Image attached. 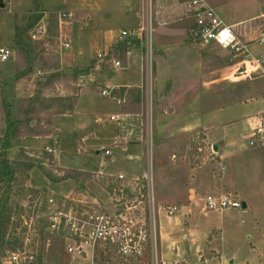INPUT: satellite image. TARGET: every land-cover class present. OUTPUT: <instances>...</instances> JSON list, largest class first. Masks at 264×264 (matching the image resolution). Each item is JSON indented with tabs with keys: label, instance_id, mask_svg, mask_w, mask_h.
<instances>
[{
	"label": "rangeland",
	"instance_id": "1",
	"mask_svg": "<svg viewBox=\"0 0 264 264\" xmlns=\"http://www.w3.org/2000/svg\"><path fill=\"white\" fill-rule=\"evenodd\" d=\"M107 1L105 8L109 12L102 13L106 15H102L103 20H100V26L117 29L120 26L132 25L136 2ZM10 5L12 12H9L5 6L0 7V45L8 48L13 42L15 20L17 22L27 15L43 14V10L54 8L56 11H61L69 7L66 0H12ZM46 14H43L27 32L30 36L32 31H40L39 41L42 42V45L33 44V52L30 56L31 72L15 78V59L18 60L19 57L22 61L20 56L23 57V55L20 53L14 54L13 60L0 62V134H2L0 138L6 134L8 126L4 104L9 105L11 121L15 124L12 127L18 137L26 136V134L29 137L34 134H51L55 127V117L72 111L70 108L77 88H73L72 83L77 80L74 71L79 69L69 66L70 64L67 65V51L58 37L60 29L57 25L56 13L49 11ZM78 16V14L75 16V20ZM94 19L95 17L87 27L94 24ZM263 21L264 18H260L254 24L247 21L240 24L239 30L247 29L252 25L257 31ZM83 24L85 22L72 23L69 39L71 48L81 52L79 58L82 66L88 67L100 44L96 36L92 35V38H89L90 32H87ZM165 31L170 34L173 32L168 28ZM148 32L150 33V29ZM195 44L197 47L194 46L191 51V61L195 63L191 66L192 70L187 69L188 62L183 54L176 58L171 56L169 51L164 54V57L157 53L159 55L158 69L164 79L161 82L164 81V83L160 82V85L156 87L152 79L144 94L137 92L134 95L137 99L133 102L140 106L139 111L145 123L144 136L152 141L153 193L155 209L159 215L156 220V229L159 236L163 231L162 223H165V230L169 231L167 237L159 236L157 253L161 261L167 264H172L174 261L187 264H194V262L217 264L214 259L205 261L208 258H217L219 254L215 251L211 253L202 251L205 255H201L199 261L197 258V254H202V252L198 253L197 249L199 247L203 250L207 249L208 242L212 239L210 246L221 251L226 259L227 257L233 259V264H264V157L252 156V149L255 148L248 146V139L252 135L257 115L264 111V79H237L233 74L235 66L230 61V54L227 51L214 43ZM12 47L14 49V45ZM253 49L258 53L263 51L264 47L255 44ZM119 56L122 58L123 55ZM152 67L154 70V61ZM23 68L24 65L21 63V69ZM40 79L47 81L46 84L38 85ZM61 87L72 88L73 93L62 97L63 95L58 93ZM96 92L91 87L82 91L79 113L70 121L63 122L65 132H71L75 125L77 127L75 134L88 132L80 126L89 106L88 100H91L92 104L101 101ZM140 95L142 102H138ZM30 99H35V102L31 107L30 119L28 118L24 123L23 109ZM110 106L111 110L116 108L115 104ZM97 108H99L98 105ZM106 110L107 107L103 106L100 117L108 114L105 113ZM205 130L207 136H205ZM221 142L226 144L223 156H228L226 163L229 164L230 178L238 186L236 196L239 201L245 202L246 207L230 209L220 214L214 211L205 212L200 206L190 205L188 216H183V208L180 205L186 201L182 199L181 187L189 177L186 176L187 167L204 165L202 169L212 173L211 164L217 162L218 157L217 152L210 145H220ZM12 143L15 145L14 140ZM44 144L51 146L52 141L45 143L39 141L40 146ZM89 144L90 140L84 141L79 153L73 150L74 147L70 152H59L61 163L68 167L86 170L99 171L101 168L107 174L108 163L104 168L100 167L101 158L97 156L95 150L88 149ZM56 149L58 151V145ZM15 155L16 153L12 150L11 156ZM100 156L107 162L110 158L104 154ZM7 157L9 158L8 155ZM15 166L17 182L21 184L19 187L28 185V176L23 172V168ZM42 167L53 176V179L60 178L64 174V170L57 168L56 162L52 160ZM214 167L218 169L220 165L216 163ZM108 169L110 173L117 171L115 166H110ZM34 175L37 176V172ZM169 175L173 178L172 187H167ZM85 178L83 173L78 174L74 181H66L54 187L55 193L67 192V189L73 188V192L67 194L70 196H66L68 198L66 205L77 207L79 215L82 212L91 213L95 209L104 210V203L101 201H106L108 198L102 186L107 183L105 179L92 177L97 180L96 183L84 182L87 188L84 186L81 187L82 189L78 188V184ZM53 183L59 182L53 181ZM79 190H86L83 191L84 195L91 193L100 201L96 204L87 203L82 195L79 198L84 199L78 201L76 195ZM21 195L31 199V204L29 206L26 201L17 198L20 201L19 204H23V209L20 208L21 206L15 207V214L11 218V228H9V234L14 233V237L18 239L17 249L5 251L3 259L11 253L24 251L27 255L33 256L32 260L26 264H67L66 259L70 260L71 257L63 253L66 240L61 235L48 230L54 207L49 205V207H42L39 192L36 194L25 190ZM62 196L65 197V195ZM52 198L58 201L56 199L59 197ZM173 205L179 208L172 216H167L160 210L161 207L163 209ZM175 214L179 215L178 223H174ZM50 248L53 250L50 251ZM44 254L46 258L51 254L52 259L43 262Z\"/></svg>",
	"mask_w": 264,
	"mask_h": 264
},
{
	"label": "crops",
	"instance_id": "2",
	"mask_svg": "<svg viewBox=\"0 0 264 264\" xmlns=\"http://www.w3.org/2000/svg\"><path fill=\"white\" fill-rule=\"evenodd\" d=\"M12 1V0H11ZM136 2V8L134 10L132 25L129 27L120 26L117 29L106 28L105 26H100V20H103L102 14L104 12H109L108 9L105 8L107 0H66L69 7L61 10V11H74L79 15L77 20L71 22V24L64 28L63 30V41L68 43V46L65 47L67 65L73 66L79 70H83L89 68L87 74L84 75H75L77 80L72 83L73 88H76L75 97L73 99V104L69 111L58 114L55 117V127L53 128V133L51 134H34L32 137H29L28 134L26 136H14L10 139V147L7 150V155L9 156V160L13 161H27L32 162L35 165H47L49 160L56 162L57 168L62 170L72 169L80 174L86 176L81 183L77 186L81 187L85 186L84 182H97V180L92 177H96L99 179L100 177L103 179H107L110 176H115L117 174L123 173L129 180L138 178L146 165V155H147V138L144 136V119L141 116L139 111L140 106L133 102L136 100L134 98L135 93L140 92L141 94L146 92L148 89L149 83L154 79L155 86L158 87L160 82L163 79V76L160 75L158 69V59L160 53L161 57H164V54L169 51L171 52V56L178 57L183 54L185 59L188 62L187 69H191V66L195 63L191 61V51L193 47L196 45L195 43H200L197 39H195L191 33L192 29H194L195 22L193 18L190 16L187 11L186 5L179 0H132ZM205 3L215 9L216 13L220 17V19L226 25H236L242 24L247 21H251L253 24L255 21L259 20L264 15V0H204ZM5 8V7H4ZM52 11V13H57L58 11L52 9L43 10V14ZM12 12V8L10 5V11ZM95 17L94 24L87 27L89 22ZM87 18V19H85ZM81 21L85 22L83 24L84 28H86L87 32H90L89 38L96 36L98 38V43L100 44V48H98L96 54L91 58L90 65L88 67H83L82 63H80L79 56L81 52H76L73 48H71V41L69 39V33L71 31L70 27L73 22ZM14 23V22H13ZM143 27L144 32L142 35V39H127V50L124 56H122L121 67H114L106 58L98 59L97 53H120L119 49V31L122 29H136L137 27ZM173 30L172 34L167 33L166 29ZM14 29V26H13ZM150 29V33L148 32ZM178 29V30H177ZM14 34V31H13ZM148 34L150 36H148ZM59 37V33H58ZM150 40L151 42V51L150 56H148V50L146 49V42ZM13 41V38H12ZM211 43V42H209ZM208 43V44H209ZM139 44V45H138ZM201 45H206L202 44ZM62 45V43H61ZM186 45V47H185ZM1 46V45H0ZM4 46V45H2ZM13 42L10 49H13ZM63 46V45H62ZM64 47V46H63ZM185 47V48H184ZM197 47V46H195ZM255 48V45H252V49ZM254 50V49H253ZM120 55V54H119ZM11 60L14 58L11 57ZM154 61V70L152 67V62ZM13 63V61H12ZM14 66V63H13ZM43 81V79H40ZM161 83H164L161 82ZM75 86V87H74ZM89 87L93 88L100 96L101 101L92 104L91 100H88L89 106L87 108L86 113H84V119L82 125H77L78 127H82L84 130H88L87 133H76L77 129L76 125L69 132H65L66 128L63 125L64 121H70L75 115L79 113V106L81 104L82 91L85 88ZM62 88V87H61ZM107 89L110 91V95L108 97L101 95V90ZM58 90V88H57ZM59 95H63L62 97L69 96L73 93L72 88L61 89L58 92ZM113 97H123L126 101L122 104H117ZM138 102L141 101V95L139 97ZM112 104H115L116 108H112ZM97 105L99 108H97ZM106 106L107 110L104 116L100 117L103 113L102 107ZM104 111V110H103ZM118 116L117 118L115 116ZM114 117V119L112 118ZM93 121V123H92ZM32 124V123H31ZM25 135V134H24ZM65 135H69L68 137ZM2 136V134H0ZM205 136H207L205 130ZM209 140V138L207 137ZM15 141L12 143V141ZM90 140V144L88 145V149L95 150L97 156L101 158V166L105 167L108 163V168L110 166L117 167L116 173H110L107 168V174L100 168V170H86L80 168H72L61 163V157L59 156V152L66 151L70 152L72 147H74L75 152H80V147L82 143ZM39 141L48 142L52 141V145L44 144V146L39 145ZM213 144V142H212ZM58 145V151L56 149ZM217 147V157L218 161L211 164V171H206L202 169V166L196 167H187L186 176L188 179L184 182L182 188V199L186 201L180 205L183 211L182 215L188 216L190 212V205L194 207L200 206L202 207L203 197L207 194H219L223 192H228L236 196L238 194L237 187L233 180L229 175V164L226 163L228 156H223V150L226 148V144L221 142L220 145L214 144ZM213 145V147H214ZM14 146V147H13ZM77 146V149H76ZM47 148L53 149V153H48ZM69 149V150H67ZM76 149V150H75ZM16 153L15 156H11V151ZM108 151V154H105V151ZM252 156L254 157H264L263 149H252ZM46 152V154H45ZM101 154L105 156H110L108 162L102 159ZM218 163L220 167L216 169L214 166ZM172 167V166H170ZM201 168V169H200ZM220 168H224V172L218 174ZM171 171V169H170ZM185 171V170H184ZM37 172V176L34 175ZM43 177V179L41 178ZM169 184L167 187H172L173 178L169 175L168 177ZM75 178H68L60 181L59 183H53L49 181L42 172L33 167L28 172V185L31 188L37 189L39 191V197L42 199L40 205L50 206L48 199L54 196L59 198H67L73 192V188H69L62 193H55L54 187L56 185H62L64 182L74 181ZM130 185V183H129ZM106 190L107 199L106 201H101L104 203V209L108 208L109 202V194L106 189V185H102ZM132 187L128 189L131 190ZM86 190H79L77 193L76 199L83 200L84 198H79V196L85 197L87 203L96 204L100 201L93 194L84 195ZM130 193V191H129ZM62 195H65L62 196ZM67 196V197H66ZM237 197V196H236ZM58 198V199H59ZM54 199V198H53ZM73 199V198H71ZM57 200V199H56ZM245 204V202H242ZM48 206V207H49ZM246 207V204H245ZM242 207V208H245ZM202 209V208H201ZM163 211V209H161ZM230 209H226L224 211L218 212L223 214ZM202 211H204L202 209ZM164 212V211H163ZM159 216V215H158ZM157 216V217H158ZM179 215L175 214L174 223L179 222ZM169 218V217H168ZM163 231L159 236L161 238L167 237L169 234L166 229V224L162 223ZM157 231V229H156ZM159 236L157 232V244L159 242ZM63 237V236H62ZM65 245L67 243V239L64 237ZM212 239L208 242L207 249L203 250L199 247L198 253L202 251H207V253H211V251H215L218 257L208 258L207 260H215L217 264H230L229 262L234 260L231 258L227 259L224 257V254L221 251H218L216 247L210 246ZM53 249L50 248V251ZM63 253L67 254L65 247L63 249ZM63 254V256H65ZM43 255V262H48L51 258V254L48 255V259ZM68 255V254H67ZM203 254H197L198 261L199 258ZM69 256V255H68ZM158 256V253H157ZM159 258V256H158ZM70 259V258H69ZM160 259V258H159ZM69 264H77L76 260H68ZM161 260V259H160ZM164 262V261H163ZM67 263V264H68ZM187 264L186 262L174 261L172 264ZM196 264V262H194Z\"/></svg>",
	"mask_w": 264,
	"mask_h": 264
},
{
	"label": "built area",
	"instance_id": "3",
	"mask_svg": "<svg viewBox=\"0 0 264 264\" xmlns=\"http://www.w3.org/2000/svg\"><path fill=\"white\" fill-rule=\"evenodd\" d=\"M1 1L10 11L11 0ZM179 1L186 5L195 22L196 27L191 31L193 37L202 44L211 42L227 51L230 54V61L235 66L233 74L237 79H264V50L256 53L252 49V45L255 44L264 47V21L257 31L252 25L240 31V23L226 25L215 9L207 5L204 0ZM75 16L74 11L56 13L60 29L59 37L64 47H67L68 43L62 40L63 30L74 21ZM39 32L32 31L31 38L39 40ZM143 32L144 28L141 26L136 29H122L119 31V40H141ZM145 46L149 54L150 40H147ZM13 56V49L0 46V62ZM96 56L98 59L106 58L116 68L122 66L118 53L99 52ZM110 94L107 89L101 90L102 96L108 97L111 96ZM113 100L117 104L126 101L123 97H113ZM112 118L114 119L113 116ZM248 146L264 149V111L257 115L252 135L248 139ZM210 147L213 149V146ZM47 152L53 153V149L47 148ZM108 153L106 150L105 154ZM152 154V141L147 139L146 165L138 178L129 182L128 178L120 173L106 179L109 202L108 208L104 210L95 209L91 213L82 212L79 215L77 207L66 205L68 198H57L58 201L53 198L48 199L50 206L54 207L48 230L67 239L65 250L72 260L78 261L77 264H167L157 256L158 211L154 203ZM223 172L224 168H220L218 174ZM129 187H132L131 190L128 189ZM202 204L205 212L242 208V202L228 192L207 194L203 197ZM178 208L173 205L163 208V211L167 216H172ZM32 258V255H27L24 251L15 252L3 259L1 264H26Z\"/></svg>",
	"mask_w": 264,
	"mask_h": 264
},
{
	"label": "trees",
	"instance_id": "4",
	"mask_svg": "<svg viewBox=\"0 0 264 264\" xmlns=\"http://www.w3.org/2000/svg\"><path fill=\"white\" fill-rule=\"evenodd\" d=\"M42 16V13L39 15H27L23 16L21 20H18L17 22L15 20L14 22V54L16 55V53H20L23 55V57L20 56L22 61L19 60V57L18 60L15 59V78H19L20 76L27 75L31 72L30 68L32 63L30 62V56L33 52V44L42 45V42L39 41L40 39L33 40L31 36L27 34V32L33 27V25L36 24L39 19H41ZM118 44L120 54L124 56L127 50V41H119ZM27 57H29V59ZM21 63L24 65L23 69H21ZM89 68L79 71L76 70L74 71L75 75L87 74ZM46 82L39 80L38 85L43 86L46 84ZM35 99H30L23 109L24 123L28 118L30 119V114L32 111L31 107L34 105ZM8 106V104L3 105V107H5L4 113L8 124L7 132L2 138H0V264L3 261V257L5 256V251L17 249L18 239L14 237V233L9 234V228H11V218L15 214V207L21 206L20 208L23 209V204L20 205V201L18 199L26 201L30 206L31 199H27L25 195L23 196L21 194H23L25 190L32 191L36 194L39 192L37 189L29 187V185L19 187L21 184L17 182L18 177L15 165L22 167L23 172H25L27 176L29 170H31L33 167H36L49 181L52 182H60L68 178H75L76 175L80 174L75 170L68 169L64 170V174L60 178L53 179V176L47 172L46 169L42 167V165H35L34 163L27 161L16 162L9 160L6 153L10 147V139L16 136V131H14L12 127L15 124L11 121ZM13 131L14 133H12Z\"/></svg>",
	"mask_w": 264,
	"mask_h": 264
},
{
	"label": "water",
	"instance_id": "5",
	"mask_svg": "<svg viewBox=\"0 0 264 264\" xmlns=\"http://www.w3.org/2000/svg\"><path fill=\"white\" fill-rule=\"evenodd\" d=\"M3 6H4V4H3V2L0 0V7H3ZM213 149H214L215 151L217 150L216 145H214ZM242 207H245V204H244V203H242ZM229 263L231 264V263H232V260H231Z\"/></svg>",
	"mask_w": 264,
	"mask_h": 264
}]
</instances>
